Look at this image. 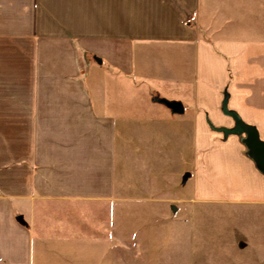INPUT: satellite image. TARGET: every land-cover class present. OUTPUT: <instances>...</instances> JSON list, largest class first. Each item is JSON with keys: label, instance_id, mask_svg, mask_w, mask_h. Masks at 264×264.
Here are the masks:
<instances>
[{"label": "crops", "instance_id": "crops-1", "mask_svg": "<svg viewBox=\"0 0 264 264\" xmlns=\"http://www.w3.org/2000/svg\"><path fill=\"white\" fill-rule=\"evenodd\" d=\"M61 2L0 0V264H130L199 208L263 213L245 136L218 130L226 101L264 142V0H186L117 37Z\"/></svg>", "mask_w": 264, "mask_h": 264}, {"label": "rangeland", "instance_id": "rangeland-1", "mask_svg": "<svg viewBox=\"0 0 264 264\" xmlns=\"http://www.w3.org/2000/svg\"><path fill=\"white\" fill-rule=\"evenodd\" d=\"M61 1L67 25L80 28L83 37H104L107 17L112 20L113 35L117 37L122 36L123 31L133 35V26L152 27L156 19L162 28L166 23L171 27L175 25L176 18L187 14L186 0ZM185 25H192V20H185ZM158 99L154 100L157 102ZM189 163V159L183 157L177 166L182 168ZM188 218L186 223H172L167 235L163 231L161 238L156 236L151 256L144 259L131 256L129 263L264 264V212L257 214L237 206L199 208ZM145 226L152 230L158 228L155 223ZM134 246L131 242L133 249Z\"/></svg>", "mask_w": 264, "mask_h": 264}, {"label": "water", "instance_id": "water-1", "mask_svg": "<svg viewBox=\"0 0 264 264\" xmlns=\"http://www.w3.org/2000/svg\"><path fill=\"white\" fill-rule=\"evenodd\" d=\"M157 102L165 105L174 114L181 115L185 112L184 105L181 102L166 99H158ZM224 113L234 119L235 127L233 129H219L218 131L224 133L226 137L230 135L245 136L244 144L259 170L264 174V142L260 140L258 131L246 125L236 113L229 112L226 101L224 103Z\"/></svg>", "mask_w": 264, "mask_h": 264}]
</instances>
